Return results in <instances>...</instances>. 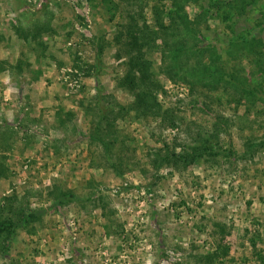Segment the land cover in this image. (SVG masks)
<instances>
[{"label": "rangeland", "instance_id": "1", "mask_svg": "<svg viewBox=\"0 0 264 264\" xmlns=\"http://www.w3.org/2000/svg\"><path fill=\"white\" fill-rule=\"evenodd\" d=\"M253 49L264 0H0V221L82 199L0 264H264V77L253 98L202 80L250 78ZM140 51L161 115L130 110ZM200 135L220 154L186 163Z\"/></svg>", "mask_w": 264, "mask_h": 264}, {"label": "trees", "instance_id": "2", "mask_svg": "<svg viewBox=\"0 0 264 264\" xmlns=\"http://www.w3.org/2000/svg\"><path fill=\"white\" fill-rule=\"evenodd\" d=\"M210 9L215 8L214 3H209ZM219 8H222V6L219 4ZM230 9L227 13L228 16H230ZM41 34L38 36L37 34L33 35L34 41H36L38 47H43L44 50L47 49V46L45 47V44L38 40L40 38ZM249 42H252L251 46L255 44V41L253 39V36ZM141 43H143L141 41ZM147 46V45H146ZM143 49L144 45L142 44L139 46ZM37 50V48H36ZM254 49L251 51L250 57V63L254 67L250 78L240 75L237 79L234 74L226 73L223 71H220L221 75H217L214 73L211 69V66L206 65L207 69H204L203 71V81H205L206 86L213 88L217 85H223L226 89L234 88V91L240 90L241 92L245 93L248 98H253L256 96V93L258 92V81L261 80L264 77V57L263 53L261 51L255 52ZM140 55H142V60H132V69L131 74L127 76L126 82L129 85V88L131 89V93L134 96V101L131 104V111H137L136 107L143 108L144 112L150 113L152 111L154 114L161 115L162 112V106L157 102V96L159 94V81L154 75L152 71L151 62L145 60L144 53L140 51ZM201 59L197 60V63H203L200 61ZM9 69V66L6 64V62H0V73L5 72ZM10 69H15L18 71V73H23L24 69L21 65V62H18L15 65H12ZM191 76L193 77V74L191 73ZM219 76V77H218ZM256 76L258 79H256ZM218 77V79L215 81L216 84H214V78ZM234 82L238 83V88H236L233 84ZM238 89V90H237ZM235 91V92H236ZM264 99V97L262 96ZM152 106L155 107L152 109ZM70 114L71 120L74 118V115ZM173 126H175L173 124ZM199 142L194 143V145L189 146V150L186 151L184 154L179 156V158H182L186 163H194L197 160L204 157V155H217L220 154V150L217 151V148L215 147V143H211V140L204 137L199 136ZM264 145V141L260 143H252L249 145V152L252 153L254 148L261 147ZM187 149V148H186ZM229 154V153H228ZM176 154L173 153V156ZM230 155V154H229ZM177 157V155H176ZM52 196H55V200L52 205H50L47 208H37L34 210H31L24 214V216L20 219V221L14 222V221H0V238H4L5 242L2 246V250L5 257L9 258V252L11 248V242L13 240V237L18 229H21L30 223L36 222L37 220L41 219L45 215H48L49 213L55 211L60 212L61 206L64 204H67L68 202H80L82 199L77 197L75 194L64 192L60 195H55V193H51ZM155 215V214H154Z\"/></svg>", "mask_w": 264, "mask_h": 264}]
</instances>
